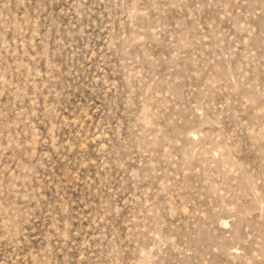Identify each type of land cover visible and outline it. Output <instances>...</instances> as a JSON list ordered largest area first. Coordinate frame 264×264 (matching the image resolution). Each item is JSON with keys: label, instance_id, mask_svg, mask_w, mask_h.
Segmentation results:
<instances>
[{"label": "rangeland", "instance_id": "rangeland-1", "mask_svg": "<svg viewBox=\"0 0 264 264\" xmlns=\"http://www.w3.org/2000/svg\"><path fill=\"white\" fill-rule=\"evenodd\" d=\"M0 264H264V0H0Z\"/></svg>", "mask_w": 264, "mask_h": 264}]
</instances>
